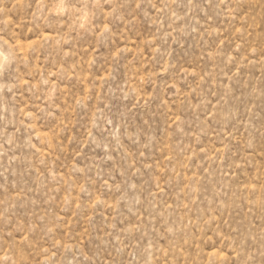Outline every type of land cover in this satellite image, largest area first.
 Returning a JSON list of instances; mask_svg holds the SVG:
<instances>
[{"label":"rangeland","instance_id":"1","mask_svg":"<svg viewBox=\"0 0 264 264\" xmlns=\"http://www.w3.org/2000/svg\"><path fill=\"white\" fill-rule=\"evenodd\" d=\"M0 264H264V0H0Z\"/></svg>","mask_w":264,"mask_h":264},{"label":"bare ground","instance_id":"2","mask_svg":"<svg viewBox=\"0 0 264 264\" xmlns=\"http://www.w3.org/2000/svg\"><path fill=\"white\" fill-rule=\"evenodd\" d=\"M2 59V58H1Z\"/></svg>","mask_w":264,"mask_h":264}]
</instances>
